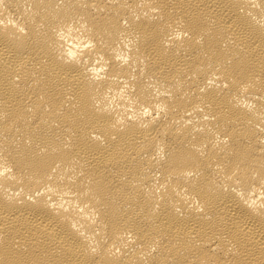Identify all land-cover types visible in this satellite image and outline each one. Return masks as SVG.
Wrapping results in <instances>:
<instances>
[{"label":"bare ground","instance_id":"bare-ground-1","mask_svg":"<svg viewBox=\"0 0 264 264\" xmlns=\"http://www.w3.org/2000/svg\"><path fill=\"white\" fill-rule=\"evenodd\" d=\"M0 264H264V0H0Z\"/></svg>","mask_w":264,"mask_h":264}]
</instances>
